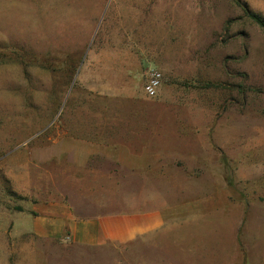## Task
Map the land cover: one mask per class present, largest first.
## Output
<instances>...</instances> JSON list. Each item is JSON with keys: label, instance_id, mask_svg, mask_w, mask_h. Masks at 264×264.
Listing matches in <instances>:
<instances>
[{"label": "rangeland", "instance_id": "rangeland-1", "mask_svg": "<svg viewBox=\"0 0 264 264\" xmlns=\"http://www.w3.org/2000/svg\"><path fill=\"white\" fill-rule=\"evenodd\" d=\"M123 111L186 147L151 183L176 230L124 251L27 233L34 199L68 192L51 154L73 160ZM123 184L136 197L146 182ZM0 264H264V31L234 0H0Z\"/></svg>", "mask_w": 264, "mask_h": 264}, {"label": "crops", "instance_id": "crops-1", "mask_svg": "<svg viewBox=\"0 0 264 264\" xmlns=\"http://www.w3.org/2000/svg\"><path fill=\"white\" fill-rule=\"evenodd\" d=\"M108 95L134 98L131 93ZM139 113L123 111V121L93 127L91 136L98 141L74 143L73 160L65 158L61 143H52L62 152L51 154L57 167L46 174L49 181L64 183L68 192L49 191L34 199L28 208L27 233L87 249L124 251L135 242L148 249L161 247L164 235L176 230L177 218L167 214L170 203L151 183L167 180L163 166L177 165L179 151L186 147L168 127L133 121ZM136 180L146 184L131 197L123 183Z\"/></svg>", "mask_w": 264, "mask_h": 264}, {"label": "built area", "instance_id": "built-area-1", "mask_svg": "<svg viewBox=\"0 0 264 264\" xmlns=\"http://www.w3.org/2000/svg\"><path fill=\"white\" fill-rule=\"evenodd\" d=\"M146 78L147 80L144 85V93L149 98L157 97L163 83L162 72L156 68L148 69Z\"/></svg>", "mask_w": 264, "mask_h": 264}, {"label": "trees", "instance_id": "trees-1", "mask_svg": "<svg viewBox=\"0 0 264 264\" xmlns=\"http://www.w3.org/2000/svg\"><path fill=\"white\" fill-rule=\"evenodd\" d=\"M234 2L243 10L245 17L249 18L253 23H255L264 31V16L250 10L249 7L240 0H234ZM12 194L18 198H22L21 196L17 195V193ZM18 210L22 211L21 208H19Z\"/></svg>", "mask_w": 264, "mask_h": 264}, {"label": "water", "instance_id": "water-1", "mask_svg": "<svg viewBox=\"0 0 264 264\" xmlns=\"http://www.w3.org/2000/svg\"><path fill=\"white\" fill-rule=\"evenodd\" d=\"M82 64H83V62H82Z\"/></svg>", "mask_w": 264, "mask_h": 264}]
</instances>
